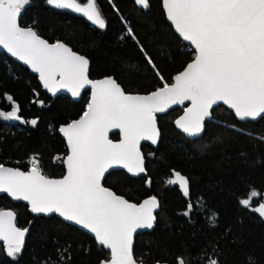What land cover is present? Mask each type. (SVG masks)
Wrapping results in <instances>:
<instances>
[{"label": "trees", "instance_id": "1", "mask_svg": "<svg viewBox=\"0 0 264 264\" xmlns=\"http://www.w3.org/2000/svg\"><path fill=\"white\" fill-rule=\"evenodd\" d=\"M161 1L148 0L144 9L135 0H94L105 21L100 28L71 9L29 0L19 24L84 56L90 62V79L113 77L125 93L145 95L170 84L195 56L166 22ZM77 2L83 5L86 0ZM88 98V91L77 102L49 97L35 76L0 50V111L17 108L20 117L13 123L0 120V165L26 171V159L36 154L42 174L62 177L64 168L57 162L64 161L67 150L58 129L85 112ZM181 112L176 108L157 117V148L141 147L146 176L134 179L112 171L103 181L131 203L158 200L153 230L134 238L135 261L177 264V257H184V264H207L214 257L217 264H264V217L252 210L264 197V116L241 123L218 106L203 134L190 139L174 127ZM32 120L37 121L35 126ZM174 173L188 180L189 198L178 186L167 184ZM253 190L259 196L245 208L240 201ZM189 200L194 208L185 216ZM4 209L15 213L16 226L28 229V237L15 260L0 244V264H100L109 258L89 235L55 216L33 217L24 204L0 196V210ZM210 215L216 218L215 227L209 223Z\"/></svg>", "mask_w": 264, "mask_h": 264}, {"label": "snow or ice", "instance_id": "2", "mask_svg": "<svg viewBox=\"0 0 264 264\" xmlns=\"http://www.w3.org/2000/svg\"><path fill=\"white\" fill-rule=\"evenodd\" d=\"M47 3L81 13L105 27L94 0L83 5L77 0ZM135 3L149 7L148 0ZM27 4L29 0H0V48L39 73L44 87L54 95L66 89L78 96L86 85L91 86L92 95L84 116L60 128L70 148L66 175L50 179L35 162L29 172L0 165V193L27 201L33 213H57L87 229L100 246L110 250V264H136L133 233L153 227L158 200L152 197L140 205L129 203L103 187L101 180L114 165L133 174L145 171L139 144L142 140L157 143L156 114L173 105L191 102L175 124L192 138L201 136L206 118H211L210 109L218 102L233 109L241 120L264 114V0H163L167 19L194 46L196 55L174 83H165L147 95L126 94L112 78L89 80L86 58L63 43H47L31 28L19 27L18 17ZM147 62L153 63L150 57ZM0 118L19 120L18 109L0 111ZM30 123L35 126L37 121ZM111 128L123 133L120 143L108 139ZM167 184L178 185L183 196L190 197L188 180L180 173H174ZM257 196L253 190L240 204L250 208ZM193 208L189 200L184 215L189 216ZM252 210L264 217V202ZM14 219L12 211L0 210V240L7 242L6 254L13 260L21 252L25 236ZM208 220L215 227V216ZM177 264H184V257H177ZM207 264H217V260L209 257Z\"/></svg>", "mask_w": 264, "mask_h": 264}, {"label": "water", "instance_id": "3", "mask_svg": "<svg viewBox=\"0 0 264 264\" xmlns=\"http://www.w3.org/2000/svg\"><path fill=\"white\" fill-rule=\"evenodd\" d=\"M161 5H162V10H163V13H164V16H165V19H166V22L169 24V26L172 28V30H173V32L175 33V35L185 44V45H188L189 47H191V49L194 51V53H195V49H194V46H192V45H190V42H188V41H184L183 40V38L179 35V33H177L176 31H175V26L171 23V21H169L168 19H167V13H166V9L164 8V6H163V0L161 1ZM20 17V16H19ZM19 17H18V26L19 27H21L20 26V24H19ZM21 28H24V27H21ZM32 29V28H31ZM32 30H34V29H32ZM41 38V37H40ZM42 39V38H41ZM44 40V39H43ZM46 41V40H45ZM47 42V41H46ZM59 43H63V42H61V41H58ZM47 43H49V42H47ZM55 43H57V42H55ZM55 43H49V44H55ZM64 44V43H63ZM65 46H67L66 44H64ZM67 47H69V46H67ZM70 48V47H69ZM71 49V48H70ZM0 50L1 51H3L10 59H12L13 61H15L16 63H18V64H20L22 67H24V68H26L33 76H35L36 78H37V81H38V83H39V85H40V87H41V89H42V91L44 92V93H46L49 97H51V98H56V97H58V96H65V97H67V98H69V99H71V101H73V102H77V101H79L80 100V98H81V96H82V94L84 93V92H89V98H88V103H87V107H86V110H85V112L78 118V119H76V120H73V121H71L70 123H68V124H66V125H61L60 127H59V129H58V134H59V136L63 139V141H64V144H65V147H66V150H67V154H66V156H65V158H64V162H63V168H64V174H63V176L64 175H66V173H67V164H66V160H67V156L68 155H70V148L68 147V144H67V138L63 135V133L62 132H60V128L61 127H66V126H68L69 124H71L72 122H75V121H78V120H80L83 116H84V114L88 111V104L91 102V95H92V89H91V86L90 85H86L84 88H82L81 89V91H80V94L78 95V96H73L70 92H68L66 89H59L57 92H56V94L54 95L51 91H49L47 88H45L44 87V85H43V81L40 79V77H39V73H36V72H33L32 70H31V67L29 66V65H26V64H24L23 63V61H20V60H18L17 58H15V57H13L10 53H8L7 52V50H5V49H2V48H0ZM72 50V49H71ZM73 51V50H72ZM74 52V51H73ZM74 53H76V54H78L77 52H74ZM78 55H80V54H78ZM195 55H196V53H195ZM82 56V55H81ZM84 57V56H83ZM85 58V57H84ZM194 58H195V56H194ZM194 60V59H193ZM193 60L191 61V62H193ZM191 62H189V63H191ZM188 63V64H189ZM187 64V65H188ZM187 65L184 67V69L181 71V72H183L185 69H186V67H187ZM89 68H90V62H89V64H88V79L89 80H91V81H99V80H102V79H106V78H112V79H114L113 77H103V78H100V79H95V80H92V79H90L89 78ZM181 72H179L178 74H180ZM178 74H176V75H178ZM175 75V76H176ZM175 76L173 77V79H172V82L170 83V84H172V83H174L175 82V80H174V78H175ZM57 80H59V77H57ZM115 80V79H114ZM117 83V82H116ZM118 84V83H117ZM169 84V85H170ZM119 85V84H118ZM120 86V85H119ZM121 87V86H120ZM122 88V87H121ZM123 90V89H122ZM124 91V90H123ZM156 91V90H155ZM154 92V91H153ZM152 93V92H151ZM126 94H128V93H126ZM150 94V93H149ZM132 95H144V94H132ZM145 95H147V94H145ZM191 106V102L190 101H185L182 105H173L171 108H169L168 110H167V112H165V113H157L156 114V121H157V117L158 116H162V115H165V114H167L169 111H171V110H173V109H176V108H181L182 109V112H181V114L174 120V122H173V124H174V127H175V129L180 133V134H182L183 136H185V137H187V138H190V139H197V138H199V137H195V138H192V137H188L181 129H179L177 126H176V124H175V121L177 120V119H179L182 115H184V113H185V111H186V109L188 108V107H190ZM218 106H223L224 108H226L228 111H230V112H232L233 113V115L235 116V118H236V120L238 121V122H241V123H245V122H255V121H257L258 119H260L261 117H263L264 116V114H261V116H259V117H257L255 120H253V119H251V118H247V119H244V120H241L239 117H237L236 115H235V112H234V110L233 109H229L228 107H227V105H224L223 104V102H218L216 105H213L212 106V108L210 109V112H211V118H212V111H213V109L214 108H216V107H218ZM210 118V119H211ZM210 119H208V118H206V120H205V122L207 121V120H210ZM205 122H204V124H205ZM157 126H158V124H157ZM203 131H204V129H203ZM159 133H160V131H159ZM114 134H116L117 136H118V139L117 140H112L111 139V135H114ZM202 134H203V132H202ZM201 134V135H202ZM108 139L109 140H111L113 143H120L122 140H123V133L119 130V129H117V128H111L109 131H108ZM159 140H160V135H159V137H158V140H157V143L156 144H152L151 143V141H147V140H142L141 142H140V144H139V151H140V153H141V156L143 157V167H144V169H145V159H144V156H143V153H142V150H141V147L143 146V145H148V146H150V147H152V148H157V146H158V143H159ZM4 167H9V166H4ZM9 168H13V169H19V168H15V167H9ZM20 171H23V170H21V169H19ZM112 171H122V172H124L127 176H129L130 178H134V179H136V178H139V177H141V176H146L147 175V173H146V171H144V172H141V173H139V174H133V173H130V172H128L127 171V169H125V168H123V167H121V166H119V165H114L112 168H110L105 174H104V177L102 178V180H101V184H102V186L103 187H105L104 185H103V181H104V179H105V177L110 173V172H112ZM24 172H29V171H24ZM62 176V177H63ZM62 177H60V178H62ZM60 178H50V179H60ZM106 188V187H105ZM108 189V188H107ZM108 190H110V189H108ZM110 191H112V190H110ZM113 192V191H112ZM114 193V192H113ZM115 194V193H114ZM115 195H117V194H115ZM0 196H6L12 203H22V204H24L26 207H27V209H28V211H29V213L33 216V217H45V218H48V217H52V216H55L56 218H58V219H60L61 221H63L64 223H66V224H68V225H71V226H73V227H75V228H77L78 230H80V231H82V232H84V233H86L87 235H89L93 240H94V242H95V244L98 246V247H100V248H102V249H104L106 252H108L109 253V258H108V260H104V261H102L100 264H110V250H108V249H106V248H103L102 246H100L99 244H98V242L96 241V239H95V236H94V234L93 233H91V232H89L87 229H84V228H82L81 226H79V225H76V224H74L73 222H68V221H65L62 217H60L59 216V214H57V213H50V214H47V215H45V214H43V213H40V214H37V213H33V212H31V206H30V204L27 202V201H23V200H15V199H13L11 196H9L7 193H0ZM117 196H119V195H117ZM119 197H121V198H123V199H125L124 197H122V196H119ZM150 198H152V197H149V198H145V199H143L140 203H138V204H136V205H140V204H142L145 200H147V199H150ZM126 200V199H125ZM129 202V201H128ZM129 203H131V202H129ZM133 204H135V203H133ZM159 205V204H158ZM159 206L154 210V216L156 217V214L159 212ZM4 210H10V209H4ZM10 211H12V210H10ZM13 212V211H12ZM14 213V212H13ZM14 217H15V219H14V223L16 222V216H15V213H14ZM155 222H156V219H155V221H154V224H153V227L151 228V229H147V228H143V229H137L134 233H133V237H132V254H133V247H134V238H135V236L138 234V233H141V232H150V231H152L153 230V228H154V226H155ZM15 226H16V224H15ZM17 227V226H16ZM18 228V227H17ZM18 229H20V228H18ZM20 230H25V236H24V241H23V245L22 246H24L25 245V242H26V239H27V237H28V229H20ZM0 244L1 245H4V246H6L7 247V242L6 241H3V240H0ZM133 258H134V255H133ZM134 261H135V259H134ZM136 262V261H135ZM136 264H143V263H138V262H136Z\"/></svg>", "mask_w": 264, "mask_h": 264}, {"label": "built area", "instance_id": "4", "mask_svg": "<svg viewBox=\"0 0 264 264\" xmlns=\"http://www.w3.org/2000/svg\"><path fill=\"white\" fill-rule=\"evenodd\" d=\"M56 159H57V160H56ZM59 159H60V157H59V156H56L55 159H54V161L57 162ZM33 162H35L37 166L39 165V163H38V159H37V155H32V156H30V157L26 160V168H27L26 171H30V170H31V168H32V166H33ZM63 162H64V161H63L62 159H60V161L57 162V163L63 165Z\"/></svg>", "mask_w": 264, "mask_h": 264}, {"label": "rangeland", "instance_id": "5", "mask_svg": "<svg viewBox=\"0 0 264 264\" xmlns=\"http://www.w3.org/2000/svg\"><path fill=\"white\" fill-rule=\"evenodd\" d=\"M26 6V5H25ZM24 6V7H25ZM23 7V8H24ZM0 120H2V121H4V122H8V123H13V122H18L19 120H15V121H6V120H4V119H2V118H0ZM263 202H264V197H263V200H262Z\"/></svg>", "mask_w": 264, "mask_h": 264}, {"label": "bare ground", "instance_id": "6", "mask_svg": "<svg viewBox=\"0 0 264 264\" xmlns=\"http://www.w3.org/2000/svg\"><path fill=\"white\" fill-rule=\"evenodd\" d=\"M35 31V30H34ZM33 155H36V154H33ZM32 156V155H31ZM37 159H38V155H37ZM27 160V159H26ZM26 164V163H25Z\"/></svg>", "mask_w": 264, "mask_h": 264}, {"label": "flooded vegetation", "instance_id": "7", "mask_svg": "<svg viewBox=\"0 0 264 264\" xmlns=\"http://www.w3.org/2000/svg\"><path fill=\"white\" fill-rule=\"evenodd\" d=\"M49 178V177H48ZM174 178V177H173ZM176 186H178V185H176ZM178 188H179V186H178ZM180 189V188H179ZM180 191H181V189H180ZM182 192V191H181Z\"/></svg>", "mask_w": 264, "mask_h": 264}]
</instances>
